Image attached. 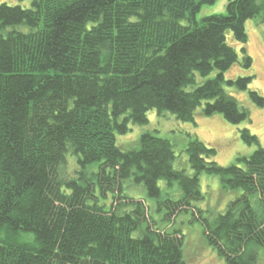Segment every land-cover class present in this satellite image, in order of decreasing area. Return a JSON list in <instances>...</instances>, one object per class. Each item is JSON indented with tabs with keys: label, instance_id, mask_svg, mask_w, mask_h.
I'll list each match as a JSON object with an SVG mask.
<instances>
[{
	"label": "trees",
	"instance_id": "16d2710c",
	"mask_svg": "<svg viewBox=\"0 0 264 264\" xmlns=\"http://www.w3.org/2000/svg\"><path fill=\"white\" fill-rule=\"evenodd\" d=\"M215 1L0 4V264H186L176 224L186 212L226 264L264 260V147L248 128L240 137L257 148L226 166L191 136L193 174L173 167V143L151 131L132 149L117 142L129 124H147L150 110L183 122L196 123L198 108L250 121L223 87L243 90L252 79L224 78L238 60L227 31L246 43L245 21L264 17V0H228L225 13L196 20ZM249 97L264 105L257 91ZM68 154L76 156L72 175ZM203 172L239 191L211 219L198 203ZM127 186L144 188L157 208Z\"/></svg>",
	"mask_w": 264,
	"mask_h": 264
},
{
	"label": "rangeland",
	"instance_id": "374dc122",
	"mask_svg": "<svg viewBox=\"0 0 264 264\" xmlns=\"http://www.w3.org/2000/svg\"><path fill=\"white\" fill-rule=\"evenodd\" d=\"M227 1L216 0L214 3L202 5L196 14V20L200 21L204 16L211 14L225 13ZM31 2L32 0H0V4L6 3L23 7H30ZM181 23L185 24L186 21L182 19ZM245 30L247 41L244 44L235 41L231 31H227V41L236 50L238 60L224 72V78L234 79L238 76H251L252 79L247 88L243 90H238L227 84H224L223 87L228 94L237 99L241 106L248 109L250 121L233 124L219 113L204 116L200 114V108H198L195 113L196 123L183 122L178 121L168 111L160 115L157 114L156 110H150L147 124L131 123L128 125L130 130L126 134H117V142L120 147L125 150L137 147L140 135L143 132L151 131L160 137L169 139L173 143L176 155L173 167L175 169H184L188 174H193L185 151L191 136H196L206 144L214 147L216 149L214 160L224 166L233 163L237 155H249L257 148L256 144L249 145L241 139L240 130L244 127L255 134L258 137L259 145L264 147V105L258 106L249 97L250 90L257 91L264 96V17L258 16L247 19L245 21ZM243 47L252 58V63L249 67L244 66V55L241 50ZM215 74L216 72L214 71L207 77L198 75L197 83H202ZM67 160L66 170H69L70 175H72V169L76 166V156L68 154ZM198 177L201 191L204 194V200L198 203L207 211L205 216L210 219L217 213L223 212L228 202L239 193V191L223 190L217 175L203 172ZM159 185L165 187L166 183L160 181ZM141 189L137 190L133 186H127L128 193L145 198L149 206L157 208L156 200L148 197L144 188ZM161 214L159 212L155 213L156 218L160 219ZM176 224L185 235L184 255L186 264H226L223 258L217 255L216 250L205 242L202 224L199 221H192L189 212L180 214L176 219ZM22 235L24 238H32L31 233H23ZM257 264H264V260H260Z\"/></svg>",
	"mask_w": 264,
	"mask_h": 264
}]
</instances>
